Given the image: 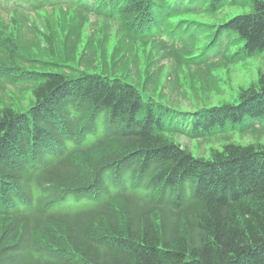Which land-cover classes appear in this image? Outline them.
<instances>
[{
    "label": "trees",
    "instance_id": "trees-1",
    "mask_svg": "<svg viewBox=\"0 0 264 264\" xmlns=\"http://www.w3.org/2000/svg\"><path fill=\"white\" fill-rule=\"evenodd\" d=\"M94 1L117 14L119 60L153 39L174 69L184 63L206 82L219 62L264 55V0ZM74 2L0 5L37 12ZM76 4V22L64 25L62 37L51 28L40 35L49 45L44 51L60 50L70 62L79 52L88 69L97 60L93 36L80 44L92 7ZM230 4L249 11L212 25L210 62L182 58L159 35L168 17ZM18 21L0 31V96L7 83L29 90L34 102L0 110V264H264V145L226 143L206 159L171 139L211 138L227 126L257 132L249 126L264 118V75L236 103L181 113L100 73L35 69L45 64L29 57L38 39L23 38L26 13ZM233 45L239 47L230 53Z\"/></svg>",
    "mask_w": 264,
    "mask_h": 264
},
{
    "label": "rangeland",
    "instance_id": "rangeland-1",
    "mask_svg": "<svg viewBox=\"0 0 264 264\" xmlns=\"http://www.w3.org/2000/svg\"><path fill=\"white\" fill-rule=\"evenodd\" d=\"M76 1L72 3L73 5L60 3L56 4L53 9L27 14L28 27L20 29L23 38L25 40L38 39V41H33L37 45L31 47L29 57L31 59L42 58L45 61L44 65H39L41 67L34 66L35 69L66 73L72 77L79 76L82 71L100 73L111 79L133 84L162 105L188 114L205 106L238 102L241 93L250 86H258L259 76L264 75V55L260 54L235 63L219 62L213 70L211 69V75L205 82L184 63L180 68L174 69L172 60L165 57L158 44L151 41L146 47L135 46L128 58L119 60V57L114 54L119 39L117 33L119 24H117L115 14L108 5L88 0H84V3L88 2L92 6H98L100 11L98 15L89 14L92 10L86 11L80 48L93 36L97 48V60L91 68L84 69L78 63L79 52L75 61H66L60 50H57L53 55L52 50L44 51L49 45L46 38L41 36L44 33L49 35L51 28L58 33L59 37H62L64 25L76 22L78 5ZM79 6L81 5L79 4ZM12 10L6 11L0 7V31L3 34L12 31L17 23L21 26L18 19L25 12L23 9H17L15 12ZM248 11L249 8L247 7L230 4L213 13L184 12L170 18L169 21L172 25L169 31H165L163 27L160 30H163L167 45L178 52L182 58L195 57L198 59L196 56H201V49L208 42H211L213 31L216 29L209 25H218L232 15ZM13 17L16 19L15 21L12 20ZM30 24L35 27L36 32L32 30ZM104 37H107V40L103 44ZM178 41H180L179 48L176 45ZM183 45L187 49H184ZM238 47L239 45L231 46L230 53ZM189 49L190 52H187ZM212 56L213 51L210 48L204 52V57L208 59L207 62L214 60ZM116 63L118 68L113 69ZM24 67L28 68L25 65ZM173 72L177 75L175 80L171 78ZM4 87L2 92H5L6 96H0V110L4 107H12L16 111H23L33 104L34 98L29 90L22 91L19 89L20 87L8 84ZM251 126H254L257 132L233 131L227 126L211 138L199 139L176 134L171 139L186 148L191 154L207 159L211 158L215 151L222 150L226 143H236L243 146L249 144L264 145V118L252 122L249 127Z\"/></svg>",
    "mask_w": 264,
    "mask_h": 264
}]
</instances>
